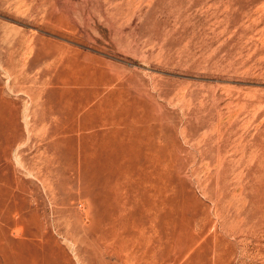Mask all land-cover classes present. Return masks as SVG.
<instances>
[{
	"label": "rangeland",
	"instance_id": "obj_1",
	"mask_svg": "<svg viewBox=\"0 0 264 264\" xmlns=\"http://www.w3.org/2000/svg\"><path fill=\"white\" fill-rule=\"evenodd\" d=\"M0 264H264V0H0Z\"/></svg>",
	"mask_w": 264,
	"mask_h": 264
},
{
	"label": "bare ground",
	"instance_id": "obj_2",
	"mask_svg": "<svg viewBox=\"0 0 264 264\" xmlns=\"http://www.w3.org/2000/svg\"><path fill=\"white\" fill-rule=\"evenodd\" d=\"M119 241V240H118ZM118 244V243H117ZM124 245V244H123ZM119 248V247H118ZM121 248V247H120Z\"/></svg>",
	"mask_w": 264,
	"mask_h": 264
}]
</instances>
